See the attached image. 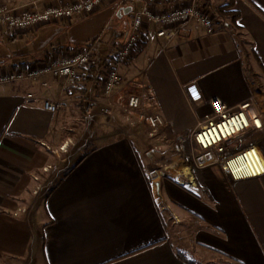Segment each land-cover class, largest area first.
I'll return each instance as SVG.
<instances>
[{"label":"crops","instance_id":"1","mask_svg":"<svg viewBox=\"0 0 264 264\" xmlns=\"http://www.w3.org/2000/svg\"><path fill=\"white\" fill-rule=\"evenodd\" d=\"M65 2L0 0L35 8ZM180 3L165 0L157 8ZM102 5L87 18L0 32V69L42 60L51 47L83 46L97 17L120 9L117 0ZM130 5L132 21L146 3ZM205 8L214 19L212 32L193 20L166 42L147 25L135 56L119 67L115 90L142 76L167 122L154 135L148 161L128 137H96L81 153L65 134L74 117L104 107L103 74L129 30L107 34L101 56L93 43V60L78 78L0 84V264H264V175L232 182L222 166L210 163L193 171L195 185L180 184L179 170L150 166L165 163L171 147L195 151L192 133L212 99L231 108L250 101L264 120V0H205ZM189 83L204 100L187 97ZM28 92L63 104L55 112L29 109ZM58 166L63 172L51 182L48 171ZM34 195L41 196L37 205ZM176 222L187 243L173 241Z\"/></svg>","mask_w":264,"mask_h":264},{"label":"built area","instance_id":"2","mask_svg":"<svg viewBox=\"0 0 264 264\" xmlns=\"http://www.w3.org/2000/svg\"><path fill=\"white\" fill-rule=\"evenodd\" d=\"M146 5L133 14L130 29L113 52V64L102 78L101 92L106 99L104 112L112 115L115 109L122 110L132 125L142 126L153 133L166 126V120L156 107L153 95L142 76L130 80L117 91L122 82L119 67L128 63L136 54L143 28L156 26V36L169 42L187 25L199 21L207 30H214V19L205 8V0H169L182 2L171 9L157 8L165 0H117L119 8L134 2ZM104 0H66L64 4L17 7L0 3V32L17 34L52 23L70 21L74 17H86L98 11ZM93 43L79 48L51 47L45 58L16 69H0V84H16L25 80L51 76L60 80L78 78L93 60ZM191 100H204L195 96V84L183 86ZM25 105L29 109L41 108L55 112L61 100H47L33 93L25 94ZM210 110L199 121L192 133L195 151L180 152L165 165L181 174L180 184H194L193 171L208 163L222 166L230 180L238 181L264 175V120L253 103L244 101L235 108L228 107L218 99L209 101ZM210 158L208 159V157Z\"/></svg>","mask_w":264,"mask_h":264},{"label":"rangeland","instance_id":"3","mask_svg":"<svg viewBox=\"0 0 264 264\" xmlns=\"http://www.w3.org/2000/svg\"><path fill=\"white\" fill-rule=\"evenodd\" d=\"M105 6H108V4H105ZM116 13L117 11L111 9L110 11L103 12L101 15H99L97 17L98 22H96V24L93 27H88L86 29L87 32L83 34L84 37L86 38L81 41L82 44H78V45H86L90 43L92 44L96 42L97 44L96 48L97 51L99 52L98 56H101L104 53L102 50L108 49V46H106V44L103 42V40L105 41L109 40L107 34L115 31L119 33H124L130 29L131 12L128 14H123L121 16H117ZM258 105L261 106V104ZM97 118L98 120H95ZM71 122L73 123L69 124V127L67 128V131L65 133L68 137L67 144H69L70 146L81 145V153L86 152V150L90 146H93V144L95 143L93 142V139L96 137H101L103 139H116L120 137H128L134 144H137L139 146V150L140 152L143 153V157L146 159V161H148L147 154L150 156L154 154L153 139L155 138L154 135L157 131L151 133L142 126H133L131 122L127 120L122 110L115 109L112 115L109 116L104 112V107H103L100 108V110L96 115L87 116L85 115V113H83L80 116L74 117ZM179 151L177 152L176 150L173 151L171 147L169 150L170 158L165 163L164 162L156 163L153 160L150 161L151 169H157L162 173V171H164V169L166 168L165 165L167 164V162L170 161L174 156H177L180 153ZM192 152L193 151L188 153L191 154ZM209 158L210 156L208 157V159ZM60 171L61 168L59 166L57 168L53 167V169H51L50 167L48 174L50 177H52L49 178L51 182L54 181L57 177H59L58 174L60 175L63 172L62 171L60 173ZM39 182L42 184L41 181ZM49 185H50L49 181L48 183L46 182L42 186L43 190L47 191ZM194 185H195V181H194ZM33 197H34L33 201L34 202L36 201L35 205L39 204L41 200V196L34 195ZM173 225H172V233H174V237L172 235L173 241L177 243L179 240L182 241L180 238H183L185 240V243H187L186 240L187 236L185 234L183 235L181 234L182 231L180 229L179 223L176 222ZM24 262L25 264H27L26 261Z\"/></svg>","mask_w":264,"mask_h":264},{"label":"water","instance_id":"4","mask_svg":"<svg viewBox=\"0 0 264 264\" xmlns=\"http://www.w3.org/2000/svg\"><path fill=\"white\" fill-rule=\"evenodd\" d=\"M131 12V7L130 6H124L121 7L118 11H117V16H121L123 14H128Z\"/></svg>","mask_w":264,"mask_h":264},{"label":"trees","instance_id":"5","mask_svg":"<svg viewBox=\"0 0 264 264\" xmlns=\"http://www.w3.org/2000/svg\"><path fill=\"white\" fill-rule=\"evenodd\" d=\"M181 254H182V253H181ZM179 257H180L181 259L185 260V259L183 258V256L180 255V254H179ZM187 263H188V264H208V263H205V262H203V261H196V260H194V259L187 260Z\"/></svg>","mask_w":264,"mask_h":264},{"label":"bare ground","instance_id":"6","mask_svg":"<svg viewBox=\"0 0 264 264\" xmlns=\"http://www.w3.org/2000/svg\"><path fill=\"white\" fill-rule=\"evenodd\" d=\"M63 152H65V150H63Z\"/></svg>","mask_w":264,"mask_h":264}]
</instances>
